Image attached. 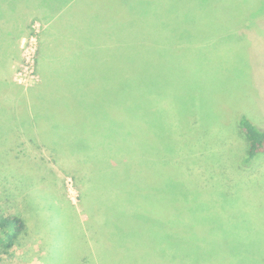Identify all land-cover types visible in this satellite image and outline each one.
Masks as SVG:
<instances>
[{"label": "rangeland", "instance_id": "374dc122", "mask_svg": "<svg viewBox=\"0 0 264 264\" xmlns=\"http://www.w3.org/2000/svg\"><path fill=\"white\" fill-rule=\"evenodd\" d=\"M5 2L0 212L22 218L26 231L0 264L90 256L92 264H141L123 259L136 235L120 237L116 213L102 209L104 196L128 195L129 182L111 188L110 177L133 178L139 168L158 192L169 190L163 200L179 208L172 222L190 227L175 236L198 251L153 264H264V255H238L264 253V153L247 157L238 126L244 115L264 130V0H21L19 13ZM75 34L91 37L82 53L89 66L103 64L100 74L85 69L88 84L72 81L83 69L66 68L74 59L65 37ZM85 85L94 90L79 104ZM54 124L79 125L91 139L103 133L107 166L92 151L65 154V130L53 135ZM103 167L105 181L93 184Z\"/></svg>", "mask_w": 264, "mask_h": 264}, {"label": "trees", "instance_id": "16d2710c", "mask_svg": "<svg viewBox=\"0 0 264 264\" xmlns=\"http://www.w3.org/2000/svg\"><path fill=\"white\" fill-rule=\"evenodd\" d=\"M3 1L5 2V0H0V10L5 9L2 5ZM10 1H12L11 8L17 9V13L25 9L23 5H22L23 7L21 8H19V6L18 7L15 6V4L20 2L21 0H10ZM140 9L142 8L140 7ZM5 10H9V9H5ZM148 10H150V8ZM19 19H21V17H19L16 20H13L12 23L14 24L15 22L17 23ZM3 20L6 23L11 22V21L5 20L4 18ZM73 32H74V27L72 28L70 33H73ZM8 34H9V31L5 33L0 32V37L4 35H8ZM75 35L76 36L78 35V40L75 37H69V38L65 37V40L68 41L65 43L69 44L68 47H70L73 52L71 57L74 59L73 61L69 60V62L66 65V68L70 67V68L78 69L79 67L80 69H83V71L80 72L81 75L78 80L77 78L73 79V76L69 74V77L71 78L69 79V81L71 82V80L73 79L72 81H74L75 83H82V84L87 83L88 84L91 82V75L84 73L85 69L90 67L91 69L97 70V74H100L103 68V64L89 66V63H88L89 60L86 61V58L88 56L82 53H89L88 46H86V44L90 42L89 39L91 37L83 35V34H75ZM77 42L82 44V46L75 45V43ZM140 50L143 51L144 49H140ZM142 58L144 59L146 57H142ZM66 77L67 76H65L64 78ZM69 77H67L66 80ZM99 80L101 81L100 78ZM88 90L92 91L94 89L91 88L90 86L88 87L85 85L83 86V89L79 91L80 93L77 92L76 97L78 99L75 96H69V97H71L73 101L75 100L74 99L75 97L76 100L80 104L82 103V100H84L86 97H89L88 96L89 94L87 93ZM81 93H84L85 96L82 97ZM70 95H73V94H70ZM88 104L90 103H86L83 106L84 110L80 108V110L83 112L86 119L90 116L87 114L88 112L93 114V112L91 111V107ZM97 109L98 108H96V110ZM131 113L134 114L135 111L132 110ZM46 119L50 121L49 118H46ZM94 119L98 120V118H94ZM96 125H99L102 128L103 127L106 128L102 124L101 120L99 123H96ZM238 126L246 140L247 157L252 158L258 153H264V130L257 129L250 121L246 119L244 115H240L239 120H238ZM78 127L79 128H77V126L76 127L74 126H68V127L64 126L63 127V126H58L57 124H54L53 126L50 127L51 128L50 131L53 132V135H54L55 133L57 134L61 133L62 128L65 130L61 134L63 136L61 139V142L63 143V146L66 148L65 151H67L65 152V154H68L69 151L72 152L73 150L78 149L76 154L79 152L82 154L83 152L86 158H89L90 157L89 151H92V155L95 153H98L99 161L106 164L105 162L106 159L104 158V156L107 155V149H105L106 148L105 142H106L107 137L103 135L102 133L99 137L95 136L96 138L91 139V135L87 132V130H82L79 125ZM57 129L58 131H56ZM73 130H75L79 134H75ZM66 133H74L75 135H68ZM56 142L57 140H55V143ZM101 170H103L104 172L98 175V177L94 178L93 184L96 183L95 182L96 179L104 180V178L107 177L106 176L108 173L107 168L103 167ZM142 170L146 171L144 169ZM142 170H140L139 168V174L134 175L133 178H128V177L125 178V175L123 174L124 175L123 180L121 179V175H119L117 178L110 175L111 180L109 182V185L111 188H112L111 184H114L115 188L116 187L120 188L121 186L124 185L126 181L129 182V186H130L126 191V193L128 194L127 196H120L118 194L117 195L119 196V198L115 195L114 196H104V199H103L104 201L102 200V202L108 203V205H104L107 207L102 208V209H105L106 211L107 210L114 211L116 213L117 217L114 220L115 221V232H117L118 234H121L120 237H123V235L124 236L129 235L130 233L139 232V263L141 264L143 262H145L144 264H153L152 261H154V258H158L160 260H169V261L171 260L172 261V257L177 256L178 259L183 257L184 253H181V252L191 253V252L197 251L196 247H190L189 245L187 246L186 245L187 242L183 245V243L185 242L183 239L187 240V238H183L181 240V238L178 239L176 238L178 236H175L176 234H181L182 231L190 230V227H189V221L183 220V222H178V221L172 222V221L177 220V218L173 215V213L175 210L178 211L179 208L171 207V204L168 203V201L163 200V198L166 196V192H169V190L166 189V191H161V192L159 191L160 192L159 193L156 187H153L149 183L150 182L149 179L141 175V172H143ZM130 180H133V181H130ZM111 199L113 200L112 203H110ZM119 199H120V203L122 204V207L118 204L114 206L110 205V204L117 203ZM161 206L163 207L161 208ZM138 213L139 215H137ZM132 216H137V217L130 219L129 217H132ZM172 224H174L175 228H177L175 231L179 230V233H173L171 231L172 229L171 227L173 226ZM97 227H98L99 233L98 231L96 232L97 234L96 242L102 243L101 234H103V230L100 226L97 225ZM123 228H125L126 230H124ZM25 231H26V223L22 218L15 216V215L5 216L3 213L0 212V254H4V255L9 254L10 249L16 244V242L21 238V236L25 234ZM124 233H127V234H124ZM194 234L198 235L197 233H194ZM131 236L133 235H130L129 237ZM143 236H146V238L141 240L140 238H142ZM191 236L198 237L195 235H191ZM137 237L138 236H135V238ZM120 240L121 238L117 239V241H120ZM111 244L113 246V243ZM117 245L121 247L119 244ZM112 246H110V248H115ZM133 246H136V245L134 244ZM182 246H183L182 251H179V248H182ZM254 254L264 255V253L261 254L260 252H254V251H250L246 249L241 254H238V255L241 258V260H243L247 257L249 258L254 257L255 256ZM126 256L127 254H124V257ZM92 261L93 262L95 261V259L92 256H90V258L83 257V258L77 259L76 264H90L89 262H92Z\"/></svg>", "mask_w": 264, "mask_h": 264}, {"label": "crops", "instance_id": "0c3cea01", "mask_svg": "<svg viewBox=\"0 0 264 264\" xmlns=\"http://www.w3.org/2000/svg\"><path fill=\"white\" fill-rule=\"evenodd\" d=\"M133 234H135L136 236H138L137 238H135V239H132V241H131V243H133V242H135V245L136 246H132L130 249V252H137V253H139L138 251H139V232H137V233H130L129 235H133ZM129 243H130V240H129ZM99 245H102V243H99ZM99 249H100V247H99ZM101 250L102 251H105L104 249H102L101 248ZM126 251V253L124 252V254H127L128 256H126V257H124V255H123V259L124 258H127V259H129V260H133V263H137V261H139V257L137 256V254H135V255H133V253H131L130 255H129V248L127 247V250H125ZM90 263V262H89ZM91 264V263H90Z\"/></svg>", "mask_w": 264, "mask_h": 264}]
</instances>
